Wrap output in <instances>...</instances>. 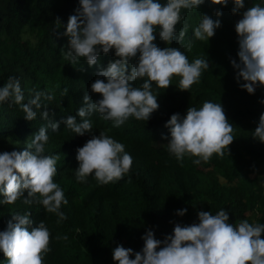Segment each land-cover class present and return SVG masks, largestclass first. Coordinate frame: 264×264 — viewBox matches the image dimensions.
Listing matches in <instances>:
<instances>
[{"label": "trees", "instance_id": "1", "mask_svg": "<svg viewBox=\"0 0 264 264\" xmlns=\"http://www.w3.org/2000/svg\"><path fill=\"white\" fill-rule=\"evenodd\" d=\"M250 4L251 0H246L244 7ZM78 5L79 0H0V86L15 75L20 79L25 102L37 90L54 92V99L46 101V107L49 120L60 123L58 130L50 125L46 128V152L60 155L55 179L68 199L62 206L66 213L62 221L39 202L29 205L18 198L14 203L0 204V230L14 220V212L31 209L33 225L29 227L43 219L51 231V251L44 257L45 264H118L112 256L115 246L122 243L140 250L144 243L142 233L148 228L163 239L176 222H198L200 209L214 214L224 207L233 223L243 218L264 222V141L251 135L264 112V85H258L251 93L240 87L244 81L237 80L238 69L231 63L233 58L240 59L235 23L243 9L233 13L232 0L228 5L205 0L196 10H185L184 20L189 24L185 42L192 38L194 43L184 51L190 61L208 56L210 62L200 80L191 89L179 88L180 77L176 74L165 88L153 81V90L159 91V107L148 120L131 116L122 125L114 126L110 119L94 112L88 117L93 121V133L78 134L67 128L63 118L78 115L85 92L93 99L102 95L91 89V83L99 68L116 58L112 49L101 53L97 65H88L83 57L76 65L69 62L65 55L68 37L63 33L69 15ZM216 8H222L219 17ZM204 12L221 20L208 42L196 39L192 32L199 14ZM57 17L62 21L60 27L56 26ZM182 25L183 21L177 27ZM156 42L161 47L168 46L158 33ZM172 44L181 46L175 40ZM65 87L68 91L63 94ZM209 99L222 104L234 124L236 137L223 156L214 153L210 160L199 164L193 156L181 161L168 150V137L162 135L169 133L166 121L172 113L186 115L189 106L200 107ZM44 107L41 105V109ZM49 120L39 115L26 119L18 104L0 103V151L23 150ZM100 130L125 144V150L133 157L132 169L115 182L101 184L93 175L85 181L77 180V147ZM180 207H187V212L178 214L175 209ZM57 235L61 239H55ZM7 259L0 250V264H7Z\"/></svg>", "mask_w": 264, "mask_h": 264}, {"label": "clouds", "instance_id": "2", "mask_svg": "<svg viewBox=\"0 0 264 264\" xmlns=\"http://www.w3.org/2000/svg\"><path fill=\"white\" fill-rule=\"evenodd\" d=\"M209 2L229 4V0ZM203 3L205 0H79L63 33L68 37L65 55L69 62L76 65L83 57L88 65H97L101 53L112 49L116 58L106 67H100L97 78L91 83V89L102 95L93 99L85 92L78 115L63 118L67 128L78 134L93 133V121L88 117L94 112L110 119L114 126L122 125L131 116L148 120L159 107V91L153 90V81L165 88L172 83L174 74L180 77L179 88L191 89L210 67V62L208 56H197L190 61L184 51L191 49L194 43L192 38L185 42L189 24L184 15L185 10H196ZM245 4L246 0H232L231 11H243L235 23L240 59L233 58L231 63L238 69L237 80L244 81L240 87L251 93L258 85H264V0H251L246 8ZM215 12L219 17L222 8H216ZM199 15V22L192 29L193 36L208 42L221 20L207 12ZM56 21V26L60 27V18ZM182 21V27L178 28ZM157 33L168 46L161 47L156 42ZM173 40L181 46H174ZM67 91L65 87L63 94ZM54 95L50 90L40 89L25 102L20 79L15 75L0 86V103L18 104L29 120L38 115L49 120L46 101H52ZM261 100L264 102V97ZM41 105L45 107L41 109ZM59 123L49 120L48 124L41 125L23 150L0 151V204H11L22 198L29 205L34 201L41 203L61 221L66 219L62 206L68 199L55 179L60 155L46 152L49 139L46 128L50 125L58 130ZM166 125L169 133L162 135L168 137V150L181 161L185 156H193L197 164L210 160L214 153L223 156L236 137L234 124L222 104L211 99L200 107L189 106L186 115L172 113ZM251 135L264 141V112ZM76 158L79 161L75 168L76 179L85 181L93 175L101 184L123 179L133 163L125 144L105 130L92 134L78 146ZM175 211L183 215L187 207ZM13 217L14 220H9L7 227L0 230V250L8 258L7 264H45L44 257L51 251L52 239L47 223L41 219L30 228L33 225L31 209L14 212ZM262 232L264 222L261 220L250 222L243 218L233 223L224 207L214 214L200 209L198 222H176L172 232L163 239L148 228L142 233L144 243L140 250L121 243L113 248L112 256L118 264H264Z\"/></svg>", "mask_w": 264, "mask_h": 264}, {"label": "rangeland", "instance_id": "3", "mask_svg": "<svg viewBox=\"0 0 264 264\" xmlns=\"http://www.w3.org/2000/svg\"><path fill=\"white\" fill-rule=\"evenodd\" d=\"M254 174H252V176H253Z\"/></svg>", "mask_w": 264, "mask_h": 264}]
</instances>
